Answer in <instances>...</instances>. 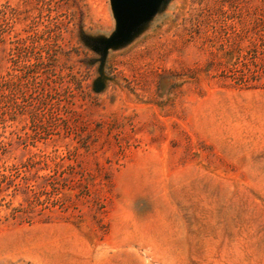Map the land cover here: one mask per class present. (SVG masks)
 I'll use <instances>...</instances> for the list:
<instances>
[{
	"label": "rangeland",
	"instance_id": "obj_1",
	"mask_svg": "<svg viewBox=\"0 0 264 264\" xmlns=\"http://www.w3.org/2000/svg\"><path fill=\"white\" fill-rule=\"evenodd\" d=\"M109 0H0V264H264V0H169L99 55Z\"/></svg>",
	"mask_w": 264,
	"mask_h": 264
},
{
	"label": "water",
	"instance_id": "obj_2",
	"mask_svg": "<svg viewBox=\"0 0 264 264\" xmlns=\"http://www.w3.org/2000/svg\"><path fill=\"white\" fill-rule=\"evenodd\" d=\"M115 21L114 30L108 36L83 34V42L98 55L99 77L94 83L95 91L104 88L103 65L107 52L130 43L143 32L154 16L165 7L169 0H109Z\"/></svg>",
	"mask_w": 264,
	"mask_h": 264
}]
</instances>
